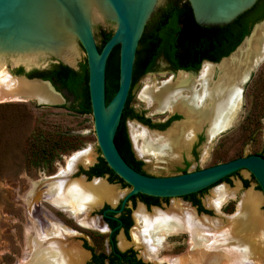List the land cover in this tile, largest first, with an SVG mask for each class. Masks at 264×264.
<instances>
[{
  "label": "rangeland",
  "instance_id": "1",
  "mask_svg": "<svg viewBox=\"0 0 264 264\" xmlns=\"http://www.w3.org/2000/svg\"><path fill=\"white\" fill-rule=\"evenodd\" d=\"M98 41L99 36L97 37ZM78 60L79 62L85 60L82 50ZM16 68L18 66H8V71L15 73ZM172 76L173 73L164 70V68H156L154 71L141 76L132 89L131 106L134 110L143 113L154 123L165 120L171 113L170 111L155 112L154 109L148 108L140 96L146 87L154 85L159 88L162 83L168 81ZM65 104L68 105L67 102ZM263 113L264 62L255 69L250 79L242 87V104L233 125L211 140L207 138L206 124L201 125V131L194 132L195 135L193 134L192 141L187 146H184L181 150H176L168 160L163 161H156L150 155L139 157L133 141H131V144L135 156L143 161V169L153 176H169L182 173L184 168L187 171L204 168L226 161L234 157L236 153L248 155L261 151L264 148L261 131L263 126L261 116ZM181 121H187L186 116L182 117ZM132 122L129 118L125 122L129 134V124ZM172 126L173 124L169 123L166 126L168 127L166 131L169 130L161 134L170 133L175 128V126ZM39 130L77 136L82 141V145L74 151L62 154L50 168H34L28 163L29 138L32 133ZM199 135L201 138L198 140ZM194 149L196 150L195 155H193ZM86 151L93 153L94 162L92 163H95L98 157L101 156L97 147L91 113L80 114L63 105H42L33 100L0 103V264H29L34 259L32 254L35 252L34 249L38 243H35V245L30 243L28 232L36 230L33 227L34 222L42 225V227L48 222L49 224L57 223L52 219L54 214L59 215L64 224L75 228L81 234L76 233L74 237L68 240L60 239L62 244L60 245L62 247L59 248L60 254L53 257L55 259L46 257L40 264L46 262L50 264H71L74 258L72 246H78L77 243H81L82 236L88 238L87 234L98 236L94 233L96 230L89 227L96 225L93 222L91 224L87 220L82 225H88L89 228H81L73 220L65 218L56 209L55 205L58 206L59 204L55 203L53 196L49 195L50 188L48 186L42 184L34 195L31 193L33 183L41 181L43 177H54L51 175L57 171L59 173L61 168H65L68 159H71L78 152ZM241 177L248 180L245 188L238 185L239 182H242ZM72 179L78 181L81 180V177L76 176ZM103 179H106V177ZM84 184L87 185L85 181ZM113 184L117 188L122 187L124 192L129 190L127 185ZM219 188L231 190L238 188L236 191L237 198L227 200L219 208L213 207L209 201ZM248 192L259 196L260 203H253V209L248 211V219L232 221L230 218L240 210L238 206L241 203V196L246 195ZM67 196L64 195L63 201H67L69 205H74L75 208V200ZM171 201L174 202L173 207L179 206L183 210L189 209V207L184 209V206L175 204L182 202L181 198H174ZM202 201L205 207L213 212L209 217L210 220L203 218L189 222L182 218L181 213L171 212V219L183 228L186 227L191 236L179 233L181 235L177 234L169 237L165 235L159 238L160 245L164 241L167 245H171V243L174 245L176 241L180 242L173 251L170 250L171 246L160 249L158 255L162 257L161 261H166L167 264H263L264 241L261 244L258 236L260 222L262 221L264 224V196L249 172L241 170L237 175L231 176L230 181H222L207 189L202 195ZM67 211L72 216L71 210L67 208ZM77 213L80 216L83 214L82 211H77ZM74 217L79 223L80 219L82 220V217ZM63 228L67 233L70 232L65 227ZM39 235L40 237L43 236L41 233ZM120 235L121 231L118 233L117 239ZM50 240H53V238ZM47 241H41L42 244L44 242L46 244L43 247L41 246L43 250L48 249ZM68 241L75 243L69 245L71 249L64 246ZM190 241L192 246L189 243ZM152 252L153 250L148 251V253ZM37 253H39L38 249ZM174 253L179 257L174 256L175 258L169 259L168 256L174 255Z\"/></svg>",
  "mask_w": 264,
  "mask_h": 264
},
{
  "label": "water",
  "instance_id": "2",
  "mask_svg": "<svg viewBox=\"0 0 264 264\" xmlns=\"http://www.w3.org/2000/svg\"><path fill=\"white\" fill-rule=\"evenodd\" d=\"M179 0H0V103L30 101L42 105H63L64 91L39 77L26 75L32 69L43 70L62 63L79 69L80 51L85 55L91 118L101 157L111 171L129 187L122 202L134 194L155 197H181L211 188L230 174L248 171L264 196V157L256 154L228 159L204 168L169 176H153L131 167L118 151L114 137L131 86L137 80L154 46L156 32L163 19ZM188 2L195 21L201 26H223L251 9L258 0H183ZM111 31V36L98 48V27ZM264 29V19L255 22L249 33L228 55L219 61L203 60L198 70L178 69L172 72L197 76L204 62L218 64L248 49ZM118 47L117 89L106 102L105 73L108 57ZM25 54L36 55L34 63L17 62ZM264 62V48L248 61L257 69ZM8 66L23 67L24 73L8 71ZM8 75V76H7ZM252 73L244 82L250 79ZM170 122H180L185 115ZM141 126L157 132L136 119ZM75 153V152H74ZM81 166L88 169V166ZM74 171V172H75ZM52 174L51 176H55ZM115 212L113 208L107 209ZM107 216V215H105ZM203 216H210L203 213ZM109 217V216H108ZM113 218V217H112ZM115 219V218H114Z\"/></svg>",
  "mask_w": 264,
  "mask_h": 264
},
{
  "label": "bare ground",
  "instance_id": "3",
  "mask_svg": "<svg viewBox=\"0 0 264 264\" xmlns=\"http://www.w3.org/2000/svg\"><path fill=\"white\" fill-rule=\"evenodd\" d=\"M260 33L258 39L256 38L257 41L253 42L250 49L241 54L236 53L218 64L204 62L195 77L179 71L168 81L162 83L161 87L157 88L152 85L144 89L140 97L148 108L154 109L155 112L178 111L186 116L187 121L173 124L172 127L175 126V128L166 135L161 133H165L169 129L164 132H157L149 130L135 121L130 123V136L139 157L150 155L156 161L168 160L176 150H181L192 141L194 132L200 130L201 125L206 124L208 140L233 125L241 108L244 82L255 71L254 68H249L248 61L264 48V29ZM16 61L34 63L36 55L25 54ZM93 160V153L90 151L76 153L71 159H68L67 166L61 168L57 175L49 178L43 177L41 181L33 183L31 193L34 195L42 184L48 186L50 188L49 195L53 196V201L59 205H63V197L68 195L67 197L74 199V204H76L75 208L74 205L68 206L72 216L79 218L80 214L77 211H82L84 215H82L80 223H85L88 220L87 214L92 211V208L101 206L103 200L114 205L118 196L122 195L121 192L115 190L116 188L109 186L102 180H95L92 184L85 185L83 179L78 181L70 179L69 176L76 170L78 164L88 166L94 162ZM237 190L238 188L236 190L219 188L215 191L214 196H211L212 199L209 198V202L213 207L219 208L227 200L236 199ZM240 199L241 203L238 206L240 210L230 218L232 221L248 219V211L253 209V203H260V197L250 192L242 195ZM174 211L181 213L182 218L189 222L201 220L200 218L197 219L194 211L190 208L183 210L179 206H175L173 207ZM137 216L142 224H138V221L137 228H134L135 230L132 232L133 244L137 247L144 244L146 251L144 250L143 255H147L149 258L151 255L158 254L160 249L159 238L185 229L171 219L172 214L170 212L163 213L161 210H155L153 214L148 215L140 207ZM90 222L92 224V221ZM33 227L36 230L28 232L30 243L33 245L38 243V245L32 254L34 259L29 264H37V262L40 264L46 257H57V254H60L59 248L62 247L60 246L62 245L60 238L68 234L66 230L57 223H50V225L42 227L34 222ZM263 229L264 224L261 221L258 236L261 244L264 241ZM40 233L43 236L40 237ZM52 238L53 240H50ZM42 240H48V249L43 250L41 248V246L46 245L45 242L42 244ZM123 240L121 237L119 244L121 248L127 246V242ZM67 247L71 249L70 246ZM37 249L39 253H37ZM149 250H153V254L148 253ZM72 252L74 258L71 264H83V261L85 262L87 254H83L76 245L72 246ZM45 264L50 263L46 262Z\"/></svg>",
  "mask_w": 264,
  "mask_h": 264
},
{
  "label": "trees",
  "instance_id": "4",
  "mask_svg": "<svg viewBox=\"0 0 264 264\" xmlns=\"http://www.w3.org/2000/svg\"><path fill=\"white\" fill-rule=\"evenodd\" d=\"M262 19H264V0H258L251 9L238 16L228 25L201 26L195 21L188 2L179 0L173 4L160 24L156 32L152 51L137 80L144 73L153 69L154 61L160 53L165 56L174 69L196 71L200 68L203 60L217 62L234 50L249 33L252 25ZM98 36L99 41L97 44L100 49L103 43L111 36V31L100 29L97 34ZM117 60L118 47L116 46L112 49L106 65V102L112 98L117 89ZM22 73H24L22 67L15 69V74ZM26 75L28 77H39L49 80L55 85L57 90L64 91L66 101H70V103L69 105L63 104V106L80 114L91 113L85 60L79 63L78 70H73L62 63H54L43 70L32 69ZM137 80L130 88L115 133L114 142L123 159L131 167L139 171L143 163L141 160L136 159L131 151L126 131V119H136L150 128L162 130L170 121L178 119L180 116H172L165 123H152L150 118L136 112L131 106V101L133 98L132 89ZM81 145L82 141L77 136L39 130L32 133L29 138L28 163L34 168H50L53 166L54 161L59 159L62 154L74 151ZM238 156H241V154H234V157ZM95 167L100 174L106 172L113 173L101 156L98 157ZM183 172H186V168L183 169ZM227 179L228 176L221 181H227ZM245 183L247 184V182Z\"/></svg>",
  "mask_w": 264,
  "mask_h": 264
},
{
  "label": "flooded vegetation",
  "instance_id": "5",
  "mask_svg": "<svg viewBox=\"0 0 264 264\" xmlns=\"http://www.w3.org/2000/svg\"><path fill=\"white\" fill-rule=\"evenodd\" d=\"M98 28L99 29L97 31H95V38L96 39H97V34H98L97 32H99L100 29L110 31L105 27L99 26ZM156 68H164V70H166L168 72H175L176 70H178V69H174L172 64L161 53L156 57V59L154 61L153 69L151 71H154ZM151 71L144 73V75L151 72ZM69 103H70V101L67 102L68 105H69ZM175 115L179 116L177 113H174L173 115H170V117H167L165 120H162V122H159V123H165L172 116H175ZM143 116L146 117L144 114H143ZM261 118L263 119V126H262L261 131H262V137L264 139V113L262 114ZM129 119H132V118H129ZM151 122L154 123L153 121H151ZM126 131H127L128 139L130 142L131 151H132L134 157L136 159H138L135 156L133 145L131 144L132 139H131V136H130L127 128H126ZM200 138H201V136L199 135L198 140ZM195 154H196V150L194 149L193 155H195ZM251 154H256V155H260V156L264 157V148L261 149V151H259V152H253ZM248 155H250V154H248ZM241 156H243V155H241ZM138 160H140V159H138ZM97 162H98V160L95 163L90 164L88 169H86V170L83 169L81 166H78V170L73 172L69 176L70 179H72L76 176H80L81 179H83L87 184H92L95 180L96 181L102 180V181H105L109 186H113L114 188H116L115 190H117L118 192H121L122 195L118 196L114 205L112 203L110 204L107 200H103L101 202L102 207L99 205V206H97V208L96 207L92 208L91 209L92 211H89L90 213L88 212V214H87L88 218L87 219L92 221L94 224H96L95 226H89V227H93V229L96 230V232H94V233H96L98 236L95 237L94 235L87 234L88 238H85V236L84 237L82 236L81 237V243H77L78 244L77 248H79V250H81L83 252V254H85V255L87 254L86 258H85V262L83 261V264H167L166 261H161L162 257H160L158 254L157 255H151L150 258L145 254L143 255V253L146 251L145 250L146 247L144 244H142L140 247H137V246H135V244H133V238H132L131 232L133 231V229L138 224H140V225L142 224V222H140L137 218L138 217L137 212H138V209L140 207L148 215L153 214L155 210H159V211L161 210L162 212H170L171 213L173 211V205H174V202H172L171 200L174 198L175 199L181 198L182 202H180V203L178 202L175 204H178V205H181L184 207H189L190 209H192L194 211V214L197 217V219L208 218L210 220V218H209L210 216L209 217L203 216V213L211 215V213H213V212L209 208L205 207V205L202 201L203 193L209 188L203 189V190H200V191L188 194V195H184L181 197H155V196L145 195L142 193H137V194L129 196L126 199L124 206L121 208L124 197H125L126 193L129 192V190L124 192V191H122L123 190L122 187L117 188L114 186L113 183L120 184V186L126 185V183L124 181H122L114 173H110V172H106V173H102V174L98 173V169L95 167ZM142 163H143V161H142ZM139 171L142 173L148 174L143 169V164L141 165ZM186 171H187V169H186ZM239 171H241V170H239ZM239 171H236V172L230 174L228 176L227 181H230V177L233 175H237L239 173ZM56 173H58V171ZM56 173H54V174H56ZM182 173H183V170H182ZM148 175H150V174H148ZM250 176L252 179H254V177L251 174H250ZM104 177H106V179H103ZM241 180H242V182H239L238 185H240V187H242V188L243 187L245 188V186H247V184H248V180L245 178H242V177H241ZM245 182H247V184ZM258 188H259V186H258ZM260 191H261V189H260ZM97 193H100V192H97ZM62 204L64 206L63 205H58V206L55 205V207L58 211H60L65 216V218L73 220L78 227L89 228L88 225L80 224L74 216L72 217L71 215H69V213L67 211L69 203L67 201L66 202L64 201ZM108 208H113L116 211L110 212L107 210ZM82 215H84V214H81V216H79V217L81 218ZM105 215H107V216H105ZM45 219L47 221V218H45ZM52 219H53V221L57 222L58 224L62 225L63 227H65L67 230L70 231L68 234H66L64 237L62 236L63 238L61 237L60 239L64 240L65 237L68 235V237H66V240H68L69 238L74 237V235L76 233L81 234L75 228L64 224L63 221L60 220L59 215L54 214ZM138 221H139V223H138ZM45 225H50V224L48 222V223L44 224L43 226H45ZM132 226H134V227H132ZM120 231H121V235L118 238L119 239V242H118L117 235ZM179 233L191 236L189 231H187L186 227H185V229H183L177 233H174V234L172 233V234L168 235V237L172 236V235H177V234L181 235ZM121 237L124 239L123 240L124 242H127L126 243L127 246H125L124 248H121V246L119 245ZM189 243H191V246H192V242L190 241ZM66 244H64V246L73 245L75 243L68 241ZM178 244H180V242L176 241V243L174 245H172V243H171V245H169V244L167 245V243H165V241H164L160 245V249H164V247L167 248V247L171 246L170 250L173 251L177 248ZM135 247H137V248H135ZM176 255L177 254L174 253V255L168 256V258L172 259L175 257H179ZM263 264H264V261H263Z\"/></svg>",
  "mask_w": 264,
  "mask_h": 264
}]
</instances>
